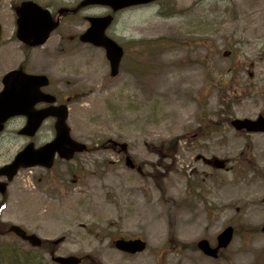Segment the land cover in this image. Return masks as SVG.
<instances>
[{
    "label": "rangeland",
    "instance_id": "obj_1",
    "mask_svg": "<svg viewBox=\"0 0 264 264\" xmlns=\"http://www.w3.org/2000/svg\"><path fill=\"white\" fill-rule=\"evenodd\" d=\"M10 2L0 8V75L23 57ZM78 22V30L88 25ZM73 30L62 24L31 50L27 70L47 73L50 89L72 98L68 124L89 150L49 170H20L0 195V221L47 240L63 236L55 253L83 257L79 264H264V134L230 125L264 115V0H161L119 14L107 30L124 46L116 77L102 49L56 45ZM22 123L14 118L0 133V165L26 142L16 133ZM108 138L126 142L142 174L101 147ZM198 154L225 159L226 168ZM227 225L236 231L230 245L205 257L197 240L213 244ZM120 236H140L147 247L123 253L112 244ZM47 251L0 234V264H55Z\"/></svg>",
    "mask_w": 264,
    "mask_h": 264
},
{
    "label": "water",
    "instance_id": "obj_2",
    "mask_svg": "<svg viewBox=\"0 0 264 264\" xmlns=\"http://www.w3.org/2000/svg\"><path fill=\"white\" fill-rule=\"evenodd\" d=\"M98 1L101 3L111 4L114 8H117L131 3L144 2L146 0ZM17 13L18 35L20 32H22L26 35L27 40L33 38L34 40L31 41L32 45L42 43L48 36L49 31L56 26V23L51 21L49 14L31 1L22 3ZM109 21L110 18L108 17L93 19L91 27L85 32L84 35H82V39L90 40L95 44L104 45L106 47L107 57L111 63V73L115 74L117 72L121 50L115 43L103 35V30ZM22 75L23 73L18 70L6 74L3 78L5 87L0 93V128L2 127L3 122H5L9 117L16 114H25L27 116L26 129H28V131L31 133V131L38 126L39 122L45 116L54 115L57 116V121L55 123L56 137L41 153L40 151L35 153L31 148V144L28 145L20 154L15 157L13 163L10 166L1 168L0 172L7 173L9 178L14 174L15 170L19 166L34 165L36 163L45 164L41 159L45 152L50 157L52 153L57 150L61 156L69 158L72 155V151L69 150V147L74 144L72 139L69 137V128L65 124L66 108L48 107L46 110L41 112L34 111L32 106L36 101L48 100L52 102L54 101V97H48L40 93L36 86L26 84L21 80H26V82L38 80L42 81V77H21ZM231 123L237 129L245 128L248 131H264V118H258L256 120L234 119ZM129 162L130 160L127 159V163ZM48 165H50V163ZM9 230L16 233L22 239L28 240L32 245L41 244V240L36 235L27 234L17 225H11ZM262 230L264 231V224L262 226ZM232 233V227L228 226L217 236L218 243L215 247L212 248L208 244L207 240L204 239L198 242V247L205 254L215 257L217 256L218 249L226 247L230 242ZM115 246L121 250L134 253L144 249L145 242L140 239H118L115 241ZM52 259L60 264H75L79 261V259L74 256H52Z\"/></svg>",
    "mask_w": 264,
    "mask_h": 264
},
{
    "label": "flooded vegetation",
    "instance_id": "obj_3",
    "mask_svg": "<svg viewBox=\"0 0 264 264\" xmlns=\"http://www.w3.org/2000/svg\"><path fill=\"white\" fill-rule=\"evenodd\" d=\"M22 0H15V2H13L11 0V2L9 3V8L11 12H14V8L21 2ZM80 1L81 0H49L48 3L45 4L46 7H48L51 10V13L54 17L59 16V10L61 8H64L61 16H60V22H64V19L69 18V17H73L75 18L76 16H78L83 10H84V6L80 5ZM139 7V6H136ZM130 8H134V7H130ZM129 9V8H128ZM125 10V9H124ZM118 11V13L122 12ZM64 18V19H63ZM71 26L77 28L79 23L78 21L75 20H71ZM78 34H72L70 35V40L74 41L75 37ZM2 43V42H1ZM19 47L22 48L23 52L25 53V51L30 52V50L32 49V47H27L25 44L20 43L19 42ZM28 60V59H27ZM26 62L21 63V65H25ZM44 105H39L38 107H41Z\"/></svg>",
    "mask_w": 264,
    "mask_h": 264
},
{
    "label": "bare ground",
    "instance_id": "obj_4",
    "mask_svg": "<svg viewBox=\"0 0 264 264\" xmlns=\"http://www.w3.org/2000/svg\"><path fill=\"white\" fill-rule=\"evenodd\" d=\"M169 237H170V238H173V236H172V234H171V233L169 234Z\"/></svg>",
    "mask_w": 264,
    "mask_h": 264
},
{
    "label": "trees",
    "instance_id": "obj_5",
    "mask_svg": "<svg viewBox=\"0 0 264 264\" xmlns=\"http://www.w3.org/2000/svg\"><path fill=\"white\" fill-rule=\"evenodd\" d=\"M45 246V242H44V245L41 247V248H43ZM44 249V248H43Z\"/></svg>",
    "mask_w": 264,
    "mask_h": 264
}]
</instances>
